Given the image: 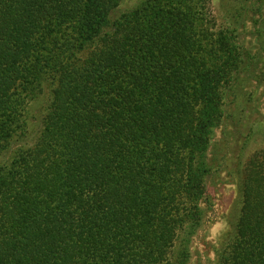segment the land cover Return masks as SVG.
<instances>
[{"label":"trees","instance_id":"trees-1","mask_svg":"<svg viewBox=\"0 0 264 264\" xmlns=\"http://www.w3.org/2000/svg\"><path fill=\"white\" fill-rule=\"evenodd\" d=\"M209 3L0 0V264H190L212 162L235 203L211 264H264L260 123L232 167L209 155L226 101L264 85L263 1L221 27Z\"/></svg>","mask_w":264,"mask_h":264},{"label":"rangeland","instance_id":"rangeland-1","mask_svg":"<svg viewBox=\"0 0 264 264\" xmlns=\"http://www.w3.org/2000/svg\"><path fill=\"white\" fill-rule=\"evenodd\" d=\"M137 0H123L121 10L131 7ZM240 0H210L209 14L214 18L217 27H221L231 16L232 9L238 5ZM263 9L264 10V0ZM263 12V11H262ZM258 15V14H257ZM227 17V18H226ZM245 28L237 29L246 41H252L250 32L253 31V23L250 17L243 16ZM257 18V17H255ZM251 94V100L248 98ZM249 100V101H248ZM37 104H31L29 112L34 111ZM226 123H222L215 131L209 148L211 159L224 157L228 165L232 167L234 157L242 145L243 140L238 139L244 132V126L257 122V130L253 129V135L244 149L243 158H248L255 151L264 150V85L258 87L254 82L244 86L241 94L234 99L230 97L224 105ZM36 111H34L35 113ZM219 161V160H218ZM213 173L208 180L211 191V208L207 213L205 223L193 238V255L190 264H211L214 259V250L222 236L229 230V221L235 203V188L228 170L212 162Z\"/></svg>","mask_w":264,"mask_h":264}]
</instances>
